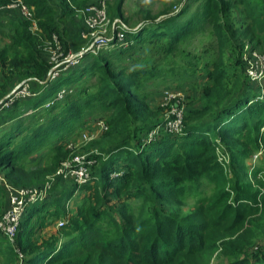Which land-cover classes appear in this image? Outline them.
Listing matches in <instances>:
<instances>
[{
    "label": "trees",
    "instance_id": "1",
    "mask_svg": "<svg viewBox=\"0 0 264 264\" xmlns=\"http://www.w3.org/2000/svg\"><path fill=\"white\" fill-rule=\"evenodd\" d=\"M17 1L32 10L33 22L6 9ZM100 1L0 0V101L24 81L35 93L0 111V173L6 182L14 188L42 186L39 180L70 158L65 142L91 123L102 120L107 126L93 143L105 147L88 183L30 205L14 241L0 250V264H207L215 250L229 247L227 237L248 224L258 210V196L264 205V190L259 193L244 179L243 165L248 147L264 146V92L261 82L246 76L241 61L243 41L263 51L264 0H176L155 16L146 12L137 30L128 28L126 0H110L107 15L129 30L130 45L87 53L76 67L49 81L53 39L65 52L80 50L83 24L75 15ZM208 27L216 56L205 61L207 66L203 54L191 55L185 45ZM199 68L206 70L201 108L185 113L183 134L161 131L146 142L163 123L160 107L149 105L147 85L157 79L182 82ZM62 89L70 92L45 108ZM220 147L227 155L222 162L216 154ZM45 149L50 162L39 172L29 171L30 159ZM202 186L212 188L209 195L182 218L154 204L170 205ZM77 191L74 212L67 203ZM3 199L7 206L0 186ZM132 199L140 202L137 214ZM60 219L58 234L38 243L41 229Z\"/></svg>",
    "mask_w": 264,
    "mask_h": 264
},
{
    "label": "rangeland",
    "instance_id": "2",
    "mask_svg": "<svg viewBox=\"0 0 264 264\" xmlns=\"http://www.w3.org/2000/svg\"><path fill=\"white\" fill-rule=\"evenodd\" d=\"M175 2L176 0H126L123 6V10L125 17L128 19V28L137 30L142 22V17L146 12H149L152 16H155L163 11L164 8H167L172 4H176ZM210 30L211 28L208 27L205 31L194 34L186 42L185 45V50L188 51L189 54L197 56L199 54H203V58L205 59L204 62L206 60L211 61L216 56V42ZM7 36L8 34L5 31L4 37H1L3 42H6ZM85 43L83 44V46L81 45L82 48L88 46L87 41H85ZM263 43L264 42H262V46L260 48L261 50H263L261 51V53L264 52ZM204 50H208V53H204ZM138 54H140V52ZM228 55H230V52L227 50L223 55L225 62H227ZM47 60L49 61V57H47ZM201 63H203V61ZM205 64L207 63L205 62ZM186 75L187 76H184L182 82L172 83L169 79L166 81L157 79L147 85L152 103L157 104V108L160 107L159 109L161 110V121H164L168 117L170 108L173 104L178 105V107L182 110L183 116L186 112L201 108L200 100L202 97L203 87L206 83V70H204L203 68H199V70L195 74ZM164 91H168L171 96L174 97V99L170 102L165 100L163 98ZM95 123L89 124L85 129L82 130L79 136H76L72 139L70 138L67 142H65L64 145L69 151L71 159L75 156L83 157L85 160L94 159V164L96 165V157L101 155V150H103L105 145H93V143L97 141L98 138L104 133V131L100 130L99 127L95 125ZM260 134L264 135V131H262L261 129ZM241 148L242 146L239 145L238 150H241ZM248 148L251 149V152L245 159H243L244 173H247V177L245 176L244 179L251 183L253 189L258 190L259 193H263L264 188L260 185V183L262 182L264 184V146L261 144V142H259L257 149L251 147ZM48 152V149H45L42 152L34 155L28 162V170L39 172V170L44 169V167L50 162ZM216 154L219 158V161L221 162L227 159V155L223 153L221 147L218 149ZM56 171L49 175H46L44 178H41V180H39L38 182L39 185L42 184L43 186L46 182L49 183L50 181L49 187L46 190V198H52L53 196L74 188L75 186L79 188L88 183L86 182L83 185H78L73 180V178L69 176L55 175ZM89 172L91 174L92 168L89 169ZM0 175L2 174L0 173ZM57 178L60 179L56 183L55 189L53 188L55 186L52 183H54ZM28 188L38 187L32 186ZM211 189L212 188L210 187L202 186L198 191L195 190L193 192L187 193L178 202L171 201L170 205H168L169 202L154 201V204L159 209H162L166 214H172L182 218L188 215V213H195L197 206L204 202L203 200L209 195ZM83 195L84 194L82 193V196ZM79 196L80 194L77 191L70 199L69 203H67V205L70 204L68 205L70 211L75 212V207L78 202L77 198ZM260 196L257 197L258 210L250 219L248 224L242 228V231H237L234 235L227 237L226 242H228L229 247L215 250L208 256L206 262L207 264H230L232 261L241 260H247L249 264H264V254H262L261 252L263 251L262 248H264V205L261 204ZM112 202H114V200ZM130 202H132V205L135 208V214H137L139 211L138 208H140V202L137 199H135V201L132 199L130 200ZM204 205H207V203ZM7 206L5 199L0 200V215L5 211ZM152 206L153 204H149L147 209H145L147 216L150 214ZM200 206L202 207L203 205ZM204 213L206 214L205 210ZM59 222L64 221L61 219L57 220L54 225L50 226V228L48 227L46 229H41V232L38 233V243L41 244L44 241V239L41 238L43 236L47 237L49 234L57 235L59 231L58 229L61 228L59 227ZM47 230H50V233L46 235ZM5 238L6 237L0 235V250L2 251H5L7 249L8 243H12L7 240V238ZM1 257L2 256L0 254V258Z\"/></svg>",
    "mask_w": 264,
    "mask_h": 264
},
{
    "label": "built area",
    "instance_id": "3",
    "mask_svg": "<svg viewBox=\"0 0 264 264\" xmlns=\"http://www.w3.org/2000/svg\"><path fill=\"white\" fill-rule=\"evenodd\" d=\"M109 1L102 0L77 13V16L81 18L83 24L81 38L87 41V47L81 48L76 52H65L59 45L57 39H53L56 49L47 53L49 57L48 64L51 66L47 78L49 81L56 79L66 70L76 67L82 57L87 53L96 56L103 51H118L130 45L127 36L129 30L119 20H111L107 15L106 6ZM6 9L16 10L22 19L33 22L32 10L21 1L10 3L6 6ZM33 29L36 30L35 25H33ZM242 51L241 61L245 67L246 76L252 81L261 82L262 92H264V53L258 52L255 49L252 50L250 44L245 41H243ZM69 92L66 89L60 90L44 107L48 108L62 101L64 96ZM34 96L35 93L32 91L31 83L24 81L4 100L0 101V111L10 108L17 101L29 99ZM163 98L168 102L174 99L168 91H164ZM183 117L182 110L177 104H173L168 117L163 123L148 133L146 142L156 138L161 131L174 136L182 135L184 129ZM95 125L100 130L107 131L105 122L97 121ZM262 130L264 131V127ZM86 160L78 156L73 157L71 160H66L61 163L55 175L69 176L78 185H83L90 180L91 174L89 169L95 165L94 159ZM117 175L119 174H113L112 177H116ZM49 184L50 181L38 188H14L0 175V186L5 188L8 202L7 208L0 215V235L6 237L10 242H13L25 210L30 205L46 198V190ZM62 226L63 222H59V227Z\"/></svg>",
    "mask_w": 264,
    "mask_h": 264
},
{
    "label": "crops",
    "instance_id": "4",
    "mask_svg": "<svg viewBox=\"0 0 264 264\" xmlns=\"http://www.w3.org/2000/svg\"><path fill=\"white\" fill-rule=\"evenodd\" d=\"M75 16H76V19H78V20H80L82 22L81 18L79 16H77V14ZM80 36H81V33H80ZM148 102H149V105L151 106L152 109H154L157 106V104H153L152 103V99L151 98H149ZM49 233H50V230H47V234H49Z\"/></svg>",
    "mask_w": 264,
    "mask_h": 264
}]
</instances>
